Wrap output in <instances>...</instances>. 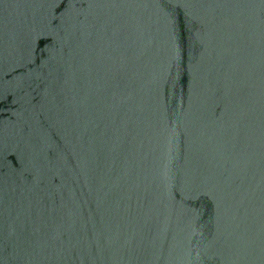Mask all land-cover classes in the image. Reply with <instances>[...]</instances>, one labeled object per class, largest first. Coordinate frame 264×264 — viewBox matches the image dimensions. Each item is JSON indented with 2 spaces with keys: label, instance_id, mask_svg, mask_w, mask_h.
<instances>
[{
  "label": "water",
  "instance_id": "95a60500",
  "mask_svg": "<svg viewBox=\"0 0 264 264\" xmlns=\"http://www.w3.org/2000/svg\"><path fill=\"white\" fill-rule=\"evenodd\" d=\"M0 264H264V0H0Z\"/></svg>",
  "mask_w": 264,
  "mask_h": 264
}]
</instances>
